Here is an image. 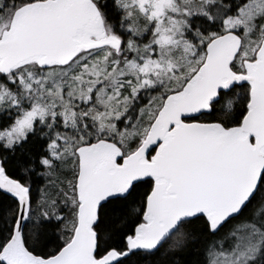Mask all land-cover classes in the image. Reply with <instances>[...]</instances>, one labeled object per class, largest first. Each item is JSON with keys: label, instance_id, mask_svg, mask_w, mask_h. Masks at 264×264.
Masks as SVG:
<instances>
[{"label": "water", "instance_id": "obj_1", "mask_svg": "<svg viewBox=\"0 0 264 264\" xmlns=\"http://www.w3.org/2000/svg\"><path fill=\"white\" fill-rule=\"evenodd\" d=\"M121 41L107 35L92 0H46L16 11L0 38V74L31 64L65 68L83 52ZM242 39L226 33L206 47L203 65L179 92L164 100L141 146L128 156L113 142L100 140L76 150L79 173L77 225L71 241L43 259L25 247L30 213L29 189L9 177L0 159V192L14 199L19 213L13 234L0 254L2 264H117L135 252L153 253L183 222L204 217L212 234L238 217L257 194L264 175V39L244 73L232 69ZM250 87L248 113L241 126L187 122L210 114L221 93ZM121 161V163H119ZM152 181L144 222L127 239V251L97 258L100 208L125 198L138 183Z\"/></svg>", "mask_w": 264, "mask_h": 264}, {"label": "rangeland", "instance_id": "obj_2", "mask_svg": "<svg viewBox=\"0 0 264 264\" xmlns=\"http://www.w3.org/2000/svg\"><path fill=\"white\" fill-rule=\"evenodd\" d=\"M115 1L125 18L123 55L103 49L68 68L36 72L29 66L10 77L13 89L0 86V113H19L11 129L0 134V141L8 146L20 143L36 126L56 138L45 162L49 188L44 203L61 220L63 210L72 214L64 225V242L77 225V211L69 207L78 203L73 191L78 177L76 146L88 141L83 135L87 125H96L97 138H115L124 156L133 153L132 142L139 140L142 144L165 98L180 91L204 63L201 49L211 35L198 36L196 43L185 37L197 15L202 14L210 23L222 21L219 34L233 32L241 36L242 49L234 63L241 70L243 63L255 59L264 38V0H250L240 11L232 12L236 18L227 14L222 17V8H227L222 0ZM98 53L101 55L96 56ZM143 93L149 100L139 112L138 121L130 129L125 125L118 130V121ZM54 123H61L63 131H70L71 136L80 133L81 141L69 134L61 136L63 131L55 133ZM230 238L234 239L220 242L226 249L211 253V264H254L264 244L261 229L247 225Z\"/></svg>", "mask_w": 264, "mask_h": 264}, {"label": "trees", "instance_id": "obj_3", "mask_svg": "<svg viewBox=\"0 0 264 264\" xmlns=\"http://www.w3.org/2000/svg\"><path fill=\"white\" fill-rule=\"evenodd\" d=\"M40 1L46 0H2L0 4V38L3 33L10 28L17 10L26 5ZM92 1H94L101 12L106 33L108 35L118 36L126 41L127 39L122 33L124 30L122 29V24L125 18L123 12L116 5V1ZM222 1L224 2V7L227 6V8H225L227 10L224 8L221 10L222 17L224 16L225 18V14H227L226 17L236 18V14L233 15L232 12L240 11L250 0ZM221 22L220 20H215V22L210 23L202 14L197 15L191 20V30L185 37L191 42H194L198 36L210 34L211 36L208 42L205 43L201 49L205 54L208 43L212 39L225 34H219L223 27ZM214 34L218 35L215 36ZM87 55L88 54L83 53L82 56L71 64V66ZM100 55L101 54L98 53L96 56ZM120 55L123 54L121 53ZM30 67L34 68L33 70L36 72H41V69L36 64L30 65ZM232 68L234 71H243L241 70L242 67L239 68L236 64H234ZM19 73L22 72H20V70L16 71L8 77L0 74V86L13 89L14 85H11L8 80L10 77H15ZM146 94L147 93L141 94L132 104L127 115L118 121V130L125 125H127L126 129H130L132 125L138 121L139 112L148 104L149 98L146 99ZM249 102L250 87L248 85L236 86L228 93L220 94V99L217 103L212 105L210 114L187 120V122L219 124L226 129L236 128L241 126L246 117ZM83 108L84 107L81 109ZM18 116L19 113L16 110H10L5 114L0 113V134L11 129ZM54 126L57 128L56 131H54L55 133L63 131V125L61 123L55 124ZM96 132V125H87L83 135L88 141L79 143L76 147L93 144L102 139L116 144L117 140L115 138H97L95 136ZM63 133L64 134L60 135L65 138L66 134H69L68 137H72L76 141H81L80 133H75L72 136L70 135V131H63ZM55 140L56 138H54L48 130H43L40 129L39 126H36L28 133L25 140H22L20 143L8 146L4 141H0V159L2 160L6 174L29 189L30 213L23 232L25 247L36 257L43 259L56 256L61 249L71 241L74 233L72 232L70 239L64 242L62 232L64 225L69 221L67 216L72 218V214L68 215L66 211L63 210L62 213H64L65 216L63 217L64 219L61 220L56 218L57 213H52L46 208L44 203V194H46V190L49 188V179L46 173L47 167L45 162L50 157L49 147ZM140 145L141 142L139 140H134L132 142L134 151H136ZM152 189V181L138 183L132 188L127 197L110 200L100 208L99 222L95 227V232L97 234L96 257L98 259L111 251H118L120 253L127 251V239L133 236L137 227L144 222L147 198L152 192ZM75 190L74 185V198H76ZM75 206L69 208H74V210L77 211L79 206L78 203H76ZM18 213V203L11 197L0 192V254L12 237ZM262 219H264V175L254 198L246 205L238 217L228 221L218 233L212 234L206 218L198 217L191 221L183 222L157 251L153 253H131L129 257L122 259L117 264H211V253L215 250L226 249L225 243L235 238H230L235 231L247 225H254L258 226L264 234V220ZM222 241H226L224 247L220 245ZM0 264L2 263L0 262ZM254 264H264V244Z\"/></svg>", "mask_w": 264, "mask_h": 264}, {"label": "flooded vegetation", "instance_id": "obj_4", "mask_svg": "<svg viewBox=\"0 0 264 264\" xmlns=\"http://www.w3.org/2000/svg\"><path fill=\"white\" fill-rule=\"evenodd\" d=\"M100 11V10H99ZM101 13V12H100ZM102 16V15H101ZM103 18V17H102ZM104 21V20H103ZM116 38H118L120 41H121V49H120V51L119 52H123V50H124V48H125V41L122 39V38H120V37H118V36H115ZM235 72H237V73H240V71H235ZM119 163H121V161L119 162Z\"/></svg>", "mask_w": 264, "mask_h": 264}]
</instances>
